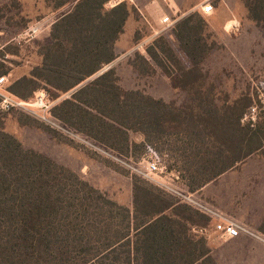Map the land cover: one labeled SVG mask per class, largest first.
Segmentation results:
<instances>
[{
	"label": "trees",
	"instance_id": "obj_1",
	"mask_svg": "<svg viewBox=\"0 0 264 264\" xmlns=\"http://www.w3.org/2000/svg\"><path fill=\"white\" fill-rule=\"evenodd\" d=\"M57 0L71 6L51 29L42 62L9 86L23 100L45 92L61 124L126 157L153 148L171 153L168 171L190 193L234 169L264 148V123L248 120L253 100L220 106L209 94L179 108L139 90H125L115 68V45L135 7L127 1ZM251 21L264 24V0H241ZM205 21L188 16L173 28L186 68L159 38L132 65L141 75L163 72L167 61L188 84L202 78L212 47ZM0 55V77L12 68ZM132 134L143 137L141 143ZM165 155V154H164ZM133 208L119 204L69 168L26 149L7 133L0 115V264H217L206 237L196 230L210 217L159 187L134 180ZM204 221V224H200Z\"/></svg>",
	"mask_w": 264,
	"mask_h": 264
},
{
	"label": "rangeland",
	"instance_id": "obj_2",
	"mask_svg": "<svg viewBox=\"0 0 264 264\" xmlns=\"http://www.w3.org/2000/svg\"><path fill=\"white\" fill-rule=\"evenodd\" d=\"M133 1L137 28L122 34L115 48L117 58L106 67V70L116 69L122 88L139 90L185 109L193 106L192 99L200 93L209 94L220 106L249 97L253 104L246 119L254 121L260 117L264 123V24L258 26L249 19L241 0H214L216 9L222 8L225 13L216 12L211 17L201 13L204 0ZM57 7V0H13L0 8V20L8 30L0 36V55H5L12 68L7 76L8 87L18 78L29 75L42 62V48L50 43L52 25L64 13ZM193 15L204 19L206 39L212 47L202 64V78L188 84L182 78L183 74L168 61L171 76L159 71L141 75L132 63L159 38H164L174 48L184 67L191 66L172 30L179 21ZM167 16L175 21L170 29H165L162 24V19ZM228 19L232 20L229 26L226 25ZM36 25L41 30L31 38L28 31ZM69 95L53 101L54 106ZM0 115L5 131L26 149L37 151L69 168L121 205L133 208L135 179L155 187L159 181L165 185L163 188L195 209L214 217L226 214L241 218L247 223L258 224L259 230L264 232V215H259L261 209L264 211V148L191 195L177 176L149 175L148 151L141 157H126L74 129L61 124L65 129L61 131L24 110L0 111ZM131 137L136 143L143 141L140 134ZM164 154L160 155L169 163L171 153ZM236 213H242L243 217ZM199 223L203 225L204 221L199 220ZM254 245L252 240L244 245H232L234 256L219 260L223 264H255L256 258L249 254ZM260 246L264 247V244L260 243ZM262 261L264 263V259Z\"/></svg>",
	"mask_w": 264,
	"mask_h": 264
},
{
	"label": "built area",
	"instance_id": "obj_3",
	"mask_svg": "<svg viewBox=\"0 0 264 264\" xmlns=\"http://www.w3.org/2000/svg\"><path fill=\"white\" fill-rule=\"evenodd\" d=\"M213 1L214 0H205L204 4L201 6V13L203 15H210L211 13H213V11L215 10ZM174 23L175 21L170 17H165L164 19H162V24L165 25V29L172 28L174 26ZM40 30L41 28L39 25L31 27L28 31V36L33 38L38 34V32H40ZM159 32H157L156 34H159ZM53 107L54 102L50 100L47 94L43 91L38 92L32 99L28 101L20 99L9 91L7 77H0V111L2 113H7L13 110H24L34 116L40 117L47 124H50L51 126L60 129L61 131H65V129L61 126V123L51 116V110L53 109ZM148 152L150 154V160L148 161L147 168L149 175L167 174L171 175L172 177L177 176V179L180 178L178 172L168 171L167 162L163 155H160L151 147H148ZM156 183L157 187L183 201L181 197H178L173 192L163 188L165 185L162 182L156 181ZM190 194L192 195V193ZM216 231L220 232L224 237L236 238L240 235L241 229L234 221L226 220L216 225Z\"/></svg>",
	"mask_w": 264,
	"mask_h": 264
},
{
	"label": "crops",
	"instance_id": "obj_4",
	"mask_svg": "<svg viewBox=\"0 0 264 264\" xmlns=\"http://www.w3.org/2000/svg\"><path fill=\"white\" fill-rule=\"evenodd\" d=\"M11 1L13 0H0V8L6 6L7 4H9ZM127 1L130 5L135 4L133 0H111L106 7L107 8H112L118 4H120L121 2ZM205 1V0H204ZM214 5V3H213ZM138 9L139 12H141V10L136 7ZM215 10L213 11V13H211L210 15H206L205 17H211L213 16L216 12L221 13L224 12L222 8L220 9H216V7L214 6ZM58 11L60 10L61 12H64L58 19L64 17L65 15H67L72 7L71 6H63V7H59L56 8ZM38 11V8L36 9ZM38 14V13H36ZM134 12L129 16L127 22H126V26H125V31L124 33H131L133 31H135V29L137 28L136 25V20L134 18ZM143 15V14H142ZM143 17L145 18V16L143 15ZM168 17V16H167ZM57 19V20H58ZM147 19V18H146ZM56 20V21H57ZM55 21V22H56ZM54 22V23H55ZM232 22V20H226V25ZM7 26L5 24L2 23V21L0 20V36L1 34H6L7 33ZM123 33V34H124ZM122 36V35H121ZM118 47V41L115 45V48ZM26 76V75H25ZM22 78V77H20ZM18 78V79H20ZM17 79V80H18ZM220 178V177H219ZM261 213H259L260 216L264 215V211H260ZM210 217V222L207 226L203 227L200 230H196L195 232L200 233L202 235H204L208 241V246L211 250V255L214 258L215 262L217 264H223V262H221V260H219L220 258H228L230 259L231 257H233L234 255L233 253V247L232 245H244L246 244L248 241L252 240L254 242V247L250 248V256H254L256 258L255 264H264L263 263V259H264V247L260 246V243L264 244V232H262L261 230H259V225L255 224V223H247L245 220L241 219V218H231L229 217V215L226 214H219V216L214 217L213 215H210L208 213H205ZM238 216H242L243 214H237ZM234 221L235 223L238 224V226L241 229L240 235L236 238H227L224 237L220 232L216 231V225L223 222V221ZM209 231V233H205ZM202 232V233H201ZM212 236V240L210 238V236ZM232 247V248H231ZM255 248V249H254ZM261 262V263H260Z\"/></svg>",
	"mask_w": 264,
	"mask_h": 264
}]
</instances>
